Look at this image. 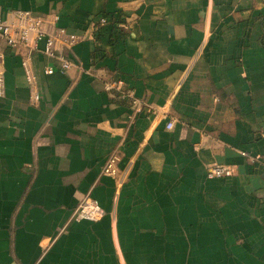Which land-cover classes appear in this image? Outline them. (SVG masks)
I'll use <instances>...</instances> for the list:
<instances>
[{"label": "crops", "instance_id": "1", "mask_svg": "<svg viewBox=\"0 0 264 264\" xmlns=\"http://www.w3.org/2000/svg\"><path fill=\"white\" fill-rule=\"evenodd\" d=\"M18 8L81 39L67 69L4 44L0 264H264V0H0ZM86 195L104 214L69 221Z\"/></svg>", "mask_w": 264, "mask_h": 264}, {"label": "built area", "instance_id": "2", "mask_svg": "<svg viewBox=\"0 0 264 264\" xmlns=\"http://www.w3.org/2000/svg\"><path fill=\"white\" fill-rule=\"evenodd\" d=\"M105 17L99 19L103 24ZM81 39L80 34L68 31L64 27H47L46 20L41 14L34 13L27 9H14L11 17L0 16V94L5 88V51L4 44L16 47L25 46L28 51L36 49L38 42H42V52L48 56L56 57L61 61V68L67 69L73 64V59L63 49L71 51L77 41ZM54 71L52 66H46L44 72L50 74ZM103 87L107 91L117 90L122 97L129 99L135 113L148 110L142 98L135 94L133 88L128 87L121 78H110L104 81ZM173 125L169 121L167 127ZM242 154H246L242 151ZM120 153L114 150L105 160L102 173L110 176L119 174L118 162ZM232 173L231 167L219 162L213 163L207 169V176L223 177ZM104 214L100 202L91 195H86L72 210L69 221L96 220Z\"/></svg>", "mask_w": 264, "mask_h": 264}]
</instances>
